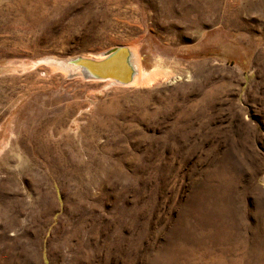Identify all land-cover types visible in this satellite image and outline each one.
Instances as JSON below:
<instances>
[{
    "label": "rangeland",
    "instance_id": "374dc122",
    "mask_svg": "<svg viewBox=\"0 0 264 264\" xmlns=\"http://www.w3.org/2000/svg\"><path fill=\"white\" fill-rule=\"evenodd\" d=\"M0 264H264V0H0Z\"/></svg>",
    "mask_w": 264,
    "mask_h": 264
},
{
    "label": "water",
    "instance_id": "95a60500",
    "mask_svg": "<svg viewBox=\"0 0 264 264\" xmlns=\"http://www.w3.org/2000/svg\"><path fill=\"white\" fill-rule=\"evenodd\" d=\"M103 59L77 55L66 60L76 66L86 80H113L120 86L130 85L137 76L132 52L127 46H117L102 53Z\"/></svg>",
    "mask_w": 264,
    "mask_h": 264
},
{
    "label": "bare ground",
    "instance_id": "6f19581e",
    "mask_svg": "<svg viewBox=\"0 0 264 264\" xmlns=\"http://www.w3.org/2000/svg\"><path fill=\"white\" fill-rule=\"evenodd\" d=\"M112 48H114V47H112ZM128 48L132 52L133 62L135 64L136 68H137V76L135 77L134 81L130 85H127V86H135V85H138V84L139 85L143 84V83L145 84V82H147V83L151 82L152 78L154 76H152V74L150 75V73H147L143 69V67H142V65L140 63V58L138 56V53L136 54L135 50L132 47L129 46ZM93 58H95V59H103L104 57L102 56V54H100V55L98 54V55H95ZM66 60H69V58L50 57V58L44 59L42 61H44L46 64H49V65H51L53 67H57L58 69L63 70L67 74V76H71V77L78 76V77H81V78L85 79V77L83 76L81 71L74 65L66 64ZM158 74H160V73L158 72ZM96 81L107 82L108 85H110V86H120L119 84L115 83L113 80H96Z\"/></svg>",
    "mask_w": 264,
    "mask_h": 264
}]
</instances>
